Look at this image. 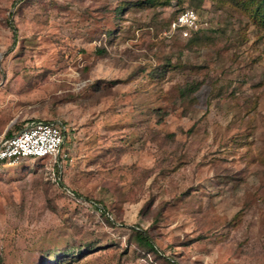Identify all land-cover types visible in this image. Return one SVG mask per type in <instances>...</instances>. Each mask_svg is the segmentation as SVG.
<instances>
[{
    "label": "rangeland",
    "instance_id": "1",
    "mask_svg": "<svg viewBox=\"0 0 264 264\" xmlns=\"http://www.w3.org/2000/svg\"><path fill=\"white\" fill-rule=\"evenodd\" d=\"M254 3L0 0V140L68 126L59 156L0 166V264H264Z\"/></svg>",
    "mask_w": 264,
    "mask_h": 264
},
{
    "label": "built area",
    "instance_id": "2",
    "mask_svg": "<svg viewBox=\"0 0 264 264\" xmlns=\"http://www.w3.org/2000/svg\"><path fill=\"white\" fill-rule=\"evenodd\" d=\"M174 29L181 37H190L200 29L195 10L182 11ZM67 128L63 124L33 121L11 137L0 140V166L25 159L43 160L59 156L66 140Z\"/></svg>",
    "mask_w": 264,
    "mask_h": 264
},
{
    "label": "trees",
    "instance_id": "3",
    "mask_svg": "<svg viewBox=\"0 0 264 264\" xmlns=\"http://www.w3.org/2000/svg\"><path fill=\"white\" fill-rule=\"evenodd\" d=\"M156 1L157 0H148V2L150 4H154ZM254 6L255 7L252 10L254 16H256V18H260L264 22V0H255ZM184 10H186V9H184ZM10 25L13 26V23L11 22ZM199 30L197 32H195L193 35H197V33H199ZM13 31H14L15 34H17V29L15 27H13ZM199 89H200V83L196 82V83L188 85L186 88H184L182 90V94L181 95L183 97H185V96H188L189 94L197 92ZM46 123H48V122H46ZM62 124H63L64 127H66V128L68 127L66 124H64V123H62ZM10 133H11L10 131L7 132V136L8 137L12 136ZM66 135H68V134L66 133ZM59 184H60L61 187H64L62 182H60ZM99 209L106 212V208L103 205L101 207H99ZM135 234H136V240L139 242L141 247H143L145 249H150V250H153V251L156 250L155 243L153 242L152 238L145 231L138 230V231L135 232Z\"/></svg>",
    "mask_w": 264,
    "mask_h": 264
},
{
    "label": "water",
    "instance_id": "4",
    "mask_svg": "<svg viewBox=\"0 0 264 264\" xmlns=\"http://www.w3.org/2000/svg\"><path fill=\"white\" fill-rule=\"evenodd\" d=\"M53 124H60V125H61L62 123H60V122H57V123H53Z\"/></svg>",
    "mask_w": 264,
    "mask_h": 264
},
{
    "label": "crops",
    "instance_id": "5",
    "mask_svg": "<svg viewBox=\"0 0 264 264\" xmlns=\"http://www.w3.org/2000/svg\"><path fill=\"white\" fill-rule=\"evenodd\" d=\"M33 122V121H32ZM30 124V123H29Z\"/></svg>",
    "mask_w": 264,
    "mask_h": 264
}]
</instances>
